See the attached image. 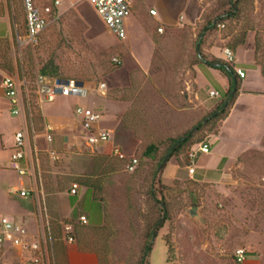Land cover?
Returning a JSON list of instances; mask_svg holds the SVG:
<instances>
[{"label": "rangeland", "instance_id": "rangeland-1", "mask_svg": "<svg viewBox=\"0 0 264 264\" xmlns=\"http://www.w3.org/2000/svg\"><path fill=\"white\" fill-rule=\"evenodd\" d=\"M234 4L239 9L237 16L225 19L227 27L220 31L216 19ZM154 7L159 11L157 19L149 13ZM162 10L172 20L171 26L161 21ZM207 22L214 26L201 39ZM160 27L164 33L159 35ZM126 28L127 38L117 39L85 0H75V6L64 10L38 44H21L18 35L25 36L21 0H0V34L6 35L0 38V80L12 77L21 101V114L15 116L8 99L0 98V131L4 134V144L0 142V216L10 218L12 212L17 215L18 208L26 209L32 218L25 226L30 234L46 238L51 264H69V255L86 254L78 247L91 251L89 255H95L98 264H239L234 254L241 248L247 251L248 242L263 251L264 149L240 151L230 171L233 179L221 175L222 163L214 174L209 163L229 149L224 148L223 138L219 144L211 136L220 134L224 120L193 131L191 145L167 159L172 139L198 128L224 101L220 84L226 81L204 61L222 60L220 55L230 48L235 52V64L247 73V88L264 90V0H144ZM113 58L122 60V65L115 66ZM138 60L151 61L147 73ZM51 61L58 67V78L85 82L89 92L83 98H58L41 106L37 80ZM103 83L104 93L95 92ZM241 85L242 81L239 93ZM212 90L220 97H210ZM80 105L103 115L101 126L111 132L112 143L106 147L88 144L74 117ZM243 105L249 113L235 116L230 125H242L238 130L244 132L241 137L253 139L263 129L264 104L245 98ZM23 119L29 163L25 176L16 173L9 161L13 136ZM48 124L54 128L52 143L46 137ZM203 142L213 144L215 155L201 156L191 175L188 154ZM262 142L264 146V139ZM112 144L123 148L129 158L138 159L135 172L127 171V162L111 155ZM150 145L157 151L147 157ZM51 151L58 154V161L51 160ZM221 177V181H212ZM32 179L38 189L34 193L30 192ZM86 182L96 184L94 191L88 190L91 195H85ZM75 183L81 192L72 205ZM12 187L26 190L29 197H21ZM91 200L99 206L103 222L84 225L80 217L87 218ZM163 208L168 221L152 238L151 230L163 217ZM15 221L22 224L17 218ZM67 225L74 229L73 243L66 237ZM252 234L256 237L250 238ZM52 238L60 248L56 258ZM148 245L152 251L144 259ZM10 255L7 250L0 262H10Z\"/></svg>", "mask_w": 264, "mask_h": 264}, {"label": "built area", "instance_id": "built-area-1", "mask_svg": "<svg viewBox=\"0 0 264 264\" xmlns=\"http://www.w3.org/2000/svg\"><path fill=\"white\" fill-rule=\"evenodd\" d=\"M95 11L98 17L106 25L108 30L119 40L127 37V20L133 15L136 2L144 0H85ZM24 10V26L25 36L18 35L21 44L36 45L40 41L42 35L56 22H58L64 14V10L75 6V0H21ZM150 16L156 18L158 12L150 11ZM183 19V18H182ZM15 22V28L18 31V24ZM226 22H218L217 28L220 31L225 30ZM158 33L163 34L164 28H158ZM225 62L234 67L236 75L244 80L247 77L246 71L235 64V52L230 48H225ZM115 66L122 65V60L113 58ZM3 88L6 97L10 100L12 114L19 116L21 114V101L18 95V84L12 77H6L3 82ZM89 86L85 82L76 79H68L66 81L53 80L49 77L40 75L37 80V101L41 106L54 103L58 98H83L89 92ZM106 84H100L98 88H94L95 92L103 94ZM210 97L219 98L220 93L216 90L210 92ZM87 106V105H86ZM84 105L75 108V118L85 132L88 144L92 146H107L112 143V134L102 128L103 115L96 109L86 107ZM54 128L51 124L46 126V137L48 142H53ZM111 155L121 162H127V171L133 173L137 170L139 161L136 158H129L126 152L117 144H112L110 148ZM211 152L209 143L203 142L195 145L190 153V164L188 171L191 175L196 172L195 163L199 155H208ZM50 158L53 162L59 160V156L55 151L50 152ZM27 159V137L24 131H19L14 136V145L12 147L10 163L11 168L21 176H25L28 172L26 167ZM80 186L73 184L71 195L76 196ZM16 194L20 193L23 198L29 197L30 193L22 190H14ZM80 222L84 225L88 224L86 216L80 217ZM73 227L67 225L65 227L66 237L70 243L74 242ZM7 246L19 249L26 254L20 264H51V257L47 243L31 238L26 227L12 221L6 216H0V252L4 251ZM235 261L242 264L247 261L248 252L246 249H238L234 254ZM0 264H8L0 262Z\"/></svg>", "mask_w": 264, "mask_h": 264}, {"label": "crops", "instance_id": "crops-1", "mask_svg": "<svg viewBox=\"0 0 264 264\" xmlns=\"http://www.w3.org/2000/svg\"><path fill=\"white\" fill-rule=\"evenodd\" d=\"M185 1H188V0H182V2H185ZM141 3L142 2H136L135 6H134V9L136 10L137 7ZM166 5H168V4H166ZM135 10H133V13H134ZM151 10H156L158 12V16H159V11L155 7L153 9H151ZM166 11L169 12L168 9ZM157 17L155 19H157ZM182 18L184 19V17H182ZM161 21H163V23L168 25V26L172 25V20L170 19L168 14H165V12H163V10H162V15H161ZM1 37H6V35L0 34V38ZM158 39H160V37H158ZM220 57H219L220 59L225 61L224 53L222 55H220ZM138 62H139L140 67L142 68V70L147 73L148 70L151 67V64H152L151 61L146 63V62H143L141 60H138ZM196 66L200 70L199 65H196ZM238 66H239V64H238ZM239 67H241V66H239ZM215 72L220 73L218 71H215ZM213 77H214L215 80H220L218 78L217 79L215 78V74L213 75ZM4 79L0 80V98H3V97L7 98L6 94H5V91H4V88H3ZM223 79L226 81V84H224V83L222 84L220 82L221 83L220 85L222 86V89L224 91H227L226 90V85L228 87L230 86L229 79L228 78L226 79V77H224V76H223ZM246 79H247V77L244 80H242L240 93L237 96L234 105L232 106V109L230 111L229 116L223 122L222 130H221L220 134L218 136L217 135H211L212 138L215 137V141L219 140L218 141L219 144L222 143L220 141V138H223V140H224L223 141L224 142V148H229V149L225 150V152L223 154L219 155V156L218 155L214 156L213 160L209 163L208 169H210L212 172H214V174H217V168L222 163V165L220 167L222 169H220L221 170L220 172H222L221 175L223 174V177L226 180L233 179L232 174L230 173V171H232L233 167L235 166V163H236V160H237V158L239 156V152L240 151L253 150V149H264L263 142H262V140L264 139V109H263V113L261 115V126L263 127V129H259V131L257 133V136L255 138L253 137V139L244 140V138L241 137V135L244 134V132L243 133L242 132H238V130L239 131L242 130V125H240L239 127H236V128H233V126L230 125L231 121L234 120L235 116H239V118H241L242 115L249 113V111H247V109H248L247 106H250L251 108H253V104H251V103H249V105L247 104V106H245V105L241 106L243 99L248 98V99H253L255 101L258 100V101H261L262 104H264V90L261 91V92H255V91H252V89H250L249 87L247 88L246 83H245ZM7 101L9 103V105H10V108H11L12 106H11L10 100L8 99ZM114 103H117L119 105L121 104V102L116 101V100L114 101ZM118 110L121 111V112L123 111L121 109H118ZM121 112H119V113H121ZM74 117H75V114H74ZM25 124H26L25 120L23 119V124H22L21 128H18L15 131L14 136H15V134L17 132L26 130L25 129ZM0 128H1V113H0ZM14 136H13V140H14ZM26 137H27V134H26ZM3 140H4V134L0 131V142L3 143ZM228 141H231L234 144L230 145L228 143ZM211 142H209V143H210V146L212 148L213 144ZM13 145H14V142L12 143V147H13ZM101 147H105V146H101ZM11 151H12V148H11ZM210 154L211 155H215L214 152L212 153V149H211ZM210 154H208V155H210ZM203 155L204 154L199 155L197 160ZM9 161H10V158H9ZM25 165H26V167H27V169L29 171L28 158L26 159V164ZM223 177H221L219 179H213L212 181L213 182L221 181ZM209 181H211V180H209ZM12 188H14V187H12ZM14 190H17V188H14ZM36 191H38V189H37V186H36V184L34 183V181L32 179V188H31L30 192L34 193ZM80 192H81V187L78 190L79 194H80ZM87 193H89V195H91L88 190H87V192H85V195H87ZM73 197H75V196H73ZM87 204H88V207H87L88 224L91 223V224L97 225V224L102 223L103 222V214H102L99 206L96 205L92 200H91V202L89 201V203H87ZM15 212L17 213V215L14 214V212H12L9 215L10 216L9 219H12V221H15L16 218L18 220H21L22 224L21 223H19V224L23 225L24 227H26L25 223L27 225L30 224V218H32V217L30 216L31 214L26 209H23V208L20 207ZM34 215L36 216V214H34ZM15 222H17V221H15ZM263 226H264V224H263ZM30 235H31V238H33V239L39 240L42 243H47L46 242L47 241L46 238L45 237L42 238L40 236V234L37 235V236L36 235H32V234H30ZM253 235L254 234H252L251 237L250 236L249 237L250 238L256 237V236H253ZM7 250H10V253H11V255L9 256L10 257L9 258L10 262L8 260H5L6 262L3 260L5 263H10V264L18 263V264H20L21 260L26 256V254L24 252H22L21 250L14 249V248H11L10 246H7V248L4 251L0 252V257L1 258H3V259L5 258V252ZM247 252H248V259H247V261L244 264H264V243H263V251L260 252V251L257 250V247H255L253 244L248 242L247 243ZM68 259H69V264H98V260H97V257L95 255L74 254L73 253V254L69 255Z\"/></svg>", "mask_w": 264, "mask_h": 264}, {"label": "trees", "instance_id": "trees-1", "mask_svg": "<svg viewBox=\"0 0 264 264\" xmlns=\"http://www.w3.org/2000/svg\"><path fill=\"white\" fill-rule=\"evenodd\" d=\"M238 11H239V9H238L237 4L231 5L230 9L227 12L223 13L221 16H219L216 19L217 23L218 22H224L225 19H233L234 17L237 16ZM213 26H214L213 23L207 22V25L205 26L203 32L200 33L199 38L202 39L205 36V34L208 33L212 29ZM157 33H158V30H157ZM203 63H204V65H207L210 69L218 71L224 77L228 78L229 83H230L229 89H228V91H224L222 88H220L221 89L220 93L224 96V101L221 103V105L217 108V110L210 117H207L204 120V122H201V124L198 126V128H196V129L194 128V130L187 131L182 136H180L176 139H172L170 149L168 150V159L167 160H170L173 157L179 156L185 147L191 145L192 138H193V134H192L193 131L197 130V132H199L202 129V127L207 126L211 122H218V121L220 122V121L226 120L230 114V111L228 112L230 106L234 105L236 98L239 95L238 87L240 85V81H242V80L236 75V73L234 71V67L232 65L226 63L225 61L218 60V59L214 60V61H207L206 60ZM58 72H59L58 67L55 65L54 61L49 62L48 64L43 66V68L40 70V74L42 76L49 77L53 80H59V81L68 80V79L58 78ZM262 75L264 76V67L262 68ZM211 82H212V79H211ZM156 151H157V147L154 145H150L147 148L145 155L147 157H150ZM188 162L190 163L189 154H188ZM97 183L99 185V182H97ZM83 185L86 187L87 190H93L94 191L96 189V184H93L91 182H86ZM153 195H154V198L157 197L156 194H153ZM76 202H77L76 198L74 197L71 201V204L74 205ZM162 214H163V217L160 218L154 224V226L151 230L150 237H152V238L156 237L158 235V233L161 231V229L164 228L165 223L168 221L169 214L167 212V209L163 208ZM73 215L75 218L76 214H73ZM51 242H52V249L51 250H52V253L55 255V258H56L57 251L60 250V248H58V246H56L57 242L55 241V238H52ZM77 250L81 251L83 253H86V254H91V251H87L84 248L78 247ZM151 251H152V249L148 245L146 247L144 255H143L144 259L150 255Z\"/></svg>", "mask_w": 264, "mask_h": 264}, {"label": "water", "instance_id": "water-1", "mask_svg": "<svg viewBox=\"0 0 264 264\" xmlns=\"http://www.w3.org/2000/svg\"><path fill=\"white\" fill-rule=\"evenodd\" d=\"M195 213H196V208H194V209L192 210V214L195 215Z\"/></svg>", "mask_w": 264, "mask_h": 264}]
</instances>
